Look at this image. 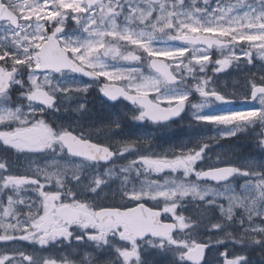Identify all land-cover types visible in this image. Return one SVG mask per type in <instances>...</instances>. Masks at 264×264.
Wrapping results in <instances>:
<instances>
[{
    "label": "snow or ice",
    "instance_id": "6c2138e0",
    "mask_svg": "<svg viewBox=\"0 0 264 264\" xmlns=\"http://www.w3.org/2000/svg\"><path fill=\"white\" fill-rule=\"evenodd\" d=\"M0 264H264V0H0Z\"/></svg>",
    "mask_w": 264,
    "mask_h": 264
},
{
    "label": "flooded vegetation",
    "instance_id": "af4514ba",
    "mask_svg": "<svg viewBox=\"0 0 264 264\" xmlns=\"http://www.w3.org/2000/svg\"><path fill=\"white\" fill-rule=\"evenodd\" d=\"M223 107L226 108L228 106H223ZM220 110H222L221 107H216V108L211 109V111H220ZM190 132H191V130L188 128L187 124H185L181 128H178V129L173 130V132L170 133V136H172V137H180V138H183V139H187L188 138V135L190 134Z\"/></svg>",
    "mask_w": 264,
    "mask_h": 264
},
{
    "label": "rangeland",
    "instance_id": "374dc122",
    "mask_svg": "<svg viewBox=\"0 0 264 264\" xmlns=\"http://www.w3.org/2000/svg\"><path fill=\"white\" fill-rule=\"evenodd\" d=\"M157 138H159V139H160V134L157 136Z\"/></svg>",
    "mask_w": 264,
    "mask_h": 264
}]
</instances>
